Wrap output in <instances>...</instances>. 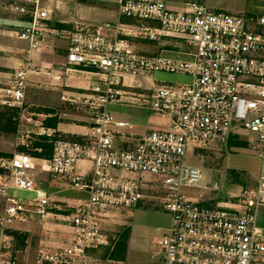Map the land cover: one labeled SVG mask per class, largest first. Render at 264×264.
Segmentation results:
<instances>
[{
	"label": "built area",
	"instance_id": "2783aa9c",
	"mask_svg": "<svg viewBox=\"0 0 264 264\" xmlns=\"http://www.w3.org/2000/svg\"><path fill=\"white\" fill-rule=\"evenodd\" d=\"M5 1L13 12L29 17L16 35L28 48L23 65L2 89L0 106L14 113L17 147L40 152L32 146L35 137L54 141L50 159L20 151L0 160L6 171L0 175V264H21L5 252L12 247L9 227L29 215H50L52 203L47 191L37 188L35 170L65 178L72 190L85 194L63 218L70 239L40 250L35 264H122L108 255L117 236L104 231L102 222L111 211L153 200L171 216L168 232L156 242L161 264H264L259 226L264 211V0H252L259 5L246 16L213 13L200 2L174 7L171 0H116L117 24L101 27L56 26L42 0ZM132 40L173 41L191 50L146 55L132 49ZM52 41L65 43V72L80 69L96 78L88 89L63 98L90 121L80 140L56 135L26 102L29 76L53 73L36 67L31 58ZM157 73H186L192 82L138 94L139 102L168 121L139 138L136 126L117 120L113 108L133 104L137 81ZM242 132L249 134L261 160L259 177L232 201L211 205L218 192L200 168L187 162V152L209 141L241 142ZM133 141L134 149L115 148ZM83 162L92 163L90 173L78 171Z\"/></svg>",
	"mask_w": 264,
	"mask_h": 264
},
{
	"label": "crops",
	"instance_id": "0c3cea01",
	"mask_svg": "<svg viewBox=\"0 0 264 264\" xmlns=\"http://www.w3.org/2000/svg\"><path fill=\"white\" fill-rule=\"evenodd\" d=\"M99 1L103 2V0ZM186 3L188 2H182L181 5L183 6ZM52 4H54L56 10L61 12L65 9V4H75V0H42V5L48 8L51 13L54 25H72L73 22H71L70 19H63L59 14L53 13L51 9ZM28 21L29 17L27 15L13 12L7 6L5 0H0V97L2 96V89L10 81L11 74L16 69L21 68L23 61L26 59L23 50L28 48V43L18 40L16 35L28 24ZM122 21L124 23L128 22L126 20ZM110 34L111 33H108V35ZM136 41L142 40H132V49L146 55H158L162 50L173 52H190L191 50L181 46L179 43L164 41L162 45H158L160 42H151L157 43L153 52L143 51L137 50L135 46ZM171 55L176 56L174 53H171ZM31 58L36 67H43L47 71L53 70V73L49 75L31 74L29 76L26 102L30 105V111L45 127L51 129L54 133L65 139L80 140L89 132L90 121L88 117L80 114L65 103L63 98L70 93L82 92L88 89L96 80L95 76L88 73V71L80 69L65 72V67L63 66L65 64V46L55 45L54 41L47 44L41 52L32 55ZM184 59H188V57L185 56ZM57 75H61L60 80L56 78ZM143 79H149L148 88L144 91H142ZM191 82V76L186 73H157L152 77L142 78L137 81V89L135 90L136 99H130V102L133 104L127 107L135 108V110H138L137 113H142L143 118L146 119L145 124H134L137 128L136 134L139 138L148 130L153 129L154 125L157 128H162L168 121L167 119L156 117L150 111L146 103L143 105L142 102H139L137 100L138 94H149L154 89L163 85L185 87L189 86ZM121 108L122 107L113 108V113H116V111L120 113ZM13 114L12 110L0 106V160L9 159L21 151V148L16 145L17 125L9 120V116ZM233 142L236 143L238 141ZM127 143H135L137 145V141ZM192 147H196V145H192L190 148ZM91 170L92 163L90 162H83L78 165V171L81 173H90ZM36 172L47 175L43 179H37L36 176L33 177L35 178L37 188L47 191L52 207L49 217L40 219L36 216L29 215L27 221L16 222L6 231L7 234L12 237V247L5 252L12 258L17 259L21 264H35L36 255L40 250L48 249V245L52 246L70 239L71 229L68 222L63 218L68 214L66 211L68 208L74 206L79 199L85 198V194L71 189L67 179L47 172L35 170V173ZM5 173L6 171L0 168V175ZM20 195L23 198H28L27 195L32 194L21 193ZM32 196L34 197V195ZM217 204L221 205L222 203L214 200L211 205ZM3 205L4 200L0 196V208ZM260 227L264 229V227ZM1 234L0 230V241ZM108 255L112 261L116 260V262H120L122 259V257L117 254V247ZM159 264H161V260Z\"/></svg>",
	"mask_w": 264,
	"mask_h": 264
},
{
	"label": "rangeland",
	"instance_id": "374dc122",
	"mask_svg": "<svg viewBox=\"0 0 264 264\" xmlns=\"http://www.w3.org/2000/svg\"><path fill=\"white\" fill-rule=\"evenodd\" d=\"M115 1V2H114ZM182 2H200L213 13H224L233 16H246L259 1L252 0H171V5L181 7ZM44 5V2H43ZM75 7H74V6ZM253 5V6H252ZM45 6V5H44ZM54 14L63 19L85 26L101 27L106 23L115 25L118 22L119 7L116 0H75V4H65L64 10L59 12L51 5ZM55 45L64 47L62 41H54ZM137 50L153 52L157 43L136 41ZM164 41L158 43L162 45ZM149 79H143L142 91L148 88ZM130 107H122L120 113L114 112L117 119L133 124H145L142 113ZM159 119V118H158ZM157 127H153L155 130ZM35 137V136H34ZM241 146H231L215 141H209L202 146L192 147L187 152V162L202 170L205 182L217 190L218 202H230L237 198L244 187H250L258 179L261 169V160L251 149L249 134L241 133ZM32 142L35 146L36 137ZM74 140V139H69ZM237 141V140H236ZM232 143H235L232 141ZM135 143H117L119 150H131ZM31 151V150H29ZM32 156V155H31ZM33 176L45 178L46 174L31 172ZM36 174V175H34ZM155 196H162L163 192L157 189L144 188ZM216 193V192H215ZM32 198V195H27ZM68 208L67 213H69ZM171 216L158 201H146L131 209L111 211L102 222V229L117 236L113 249L117 247V254L122 257V264H159L162 260L157 240L166 234L170 228ZM259 226L264 227V211L259 214ZM113 262H116L114 260ZM108 264H111L108 262ZM115 264V263H114Z\"/></svg>",
	"mask_w": 264,
	"mask_h": 264
},
{
	"label": "trees",
	"instance_id": "16d2710c",
	"mask_svg": "<svg viewBox=\"0 0 264 264\" xmlns=\"http://www.w3.org/2000/svg\"><path fill=\"white\" fill-rule=\"evenodd\" d=\"M12 116L11 115L9 116V120L11 121H12ZM53 141H54V138L40 137L38 138L34 146L35 148L39 149L40 152L27 151L24 148H21V151H27L30 155H32L35 158L50 159L53 154ZM232 141L233 140L230 141L231 146H236V145L241 146V144H245V143H238V142L232 143Z\"/></svg>",
	"mask_w": 264,
	"mask_h": 264
}]
</instances>
